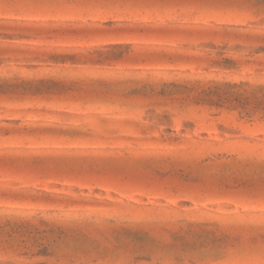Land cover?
Listing matches in <instances>:
<instances>
[{
    "label": "rangeland",
    "instance_id": "374dc122",
    "mask_svg": "<svg viewBox=\"0 0 264 264\" xmlns=\"http://www.w3.org/2000/svg\"><path fill=\"white\" fill-rule=\"evenodd\" d=\"M167 3L0 0V264L264 258V0Z\"/></svg>",
    "mask_w": 264,
    "mask_h": 264
},
{
    "label": "snow or ice",
    "instance_id": "6c2138e0",
    "mask_svg": "<svg viewBox=\"0 0 264 264\" xmlns=\"http://www.w3.org/2000/svg\"><path fill=\"white\" fill-rule=\"evenodd\" d=\"M195 2L201 3L204 6H210L209 0H195ZM241 3L244 2V0H240ZM26 3L29 4V6L36 8V9H53V8H73V9H93V10H103L105 12H114L117 9H124V8H142V7H148V6H174L172 4L167 3V0H26ZM262 17H264V11L261 12ZM64 27L68 29H72L68 31L67 35L73 36V37H84L87 38L90 35H93L91 31H89L90 28L95 27L93 25L88 24H66ZM99 27H103L105 29L111 30H128V31H144V28L137 24H117L114 23L111 19ZM76 29H83L82 31H78ZM89 55H91L89 53ZM80 61L73 60V63H78ZM87 63V60L83 61ZM71 88H69V91ZM261 118L264 119V106L260 109ZM42 134L47 135H60V134H66V133H59L55 131L54 129H45L42 130ZM5 166H9L11 164L10 161L3 162ZM33 168L40 169L43 167L42 162L39 160H36L32 164ZM260 179L259 183L257 184L255 181L251 184V188L254 192H256L261 199H264V160H262L261 166H260ZM236 246H245L252 249H259L260 254L262 257H264V228L261 229V232L259 234V242L252 238L248 239L247 241H240L238 240L236 242ZM151 264V262H149ZM177 264H182V262L178 261ZM260 264H264V258L261 259Z\"/></svg>",
    "mask_w": 264,
    "mask_h": 264
}]
</instances>
